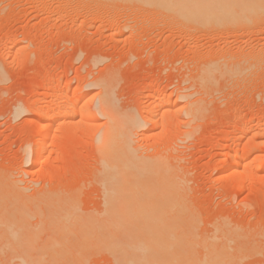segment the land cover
I'll return each mask as SVG.
<instances>
[{"label":"rangeland","instance_id":"374dc122","mask_svg":"<svg viewBox=\"0 0 264 264\" xmlns=\"http://www.w3.org/2000/svg\"><path fill=\"white\" fill-rule=\"evenodd\" d=\"M258 6L240 20L194 25L128 0H0L3 188L43 214L71 208L76 227L104 210L97 140L105 120L95 83H107L118 111L143 121L133 147L146 161L166 160L196 232L207 237L219 227L240 264H264V0ZM71 93L81 98L76 117L45 121L36 113L44 105L57 113ZM150 113L154 122H145ZM50 129L57 138L45 163L33 166L30 151ZM229 163L236 172L223 174ZM40 251L46 253L39 245H12L0 233L2 264L33 262ZM60 264L118 263L94 252Z\"/></svg>","mask_w":264,"mask_h":264},{"label":"bare ground","instance_id":"6f19581e","mask_svg":"<svg viewBox=\"0 0 264 264\" xmlns=\"http://www.w3.org/2000/svg\"><path fill=\"white\" fill-rule=\"evenodd\" d=\"M85 1L104 4L120 0ZM128 1H134L141 6L162 9L165 11L164 14L170 12L173 14L170 16H176L181 22L197 25L214 24L222 19L240 20L255 8H259V0ZM95 85L101 88L97 113L105 120V122L102 121L104 129L100 132L101 134L99 133L97 140L98 150L103 156V171L106 175V185L103 183L105 208L97 217H90L82 223V226L76 227V218L71 208L61 205L43 214L38 209L30 207V203H27L29 201H25L17 191H7L0 183V233L12 245L42 246L50 258L44 260L46 253L40 251L35 261L23 258L17 264L84 262L87 255L94 252L105 253L112 262L118 264H240L241 258L236 255V250L230 245V238L224 230L216 227L214 233L207 237H201L196 232L188 217V207L183 202L180 183L170 177V171L163 163L166 160L146 161L138 155L139 153L133 147V132L140 128L143 121L141 122L134 115L118 111L108 90L109 84L97 82ZM80 101V96L75 93L69 95L67 101H63L64 103L60 101L61 104H56L55 107L59 109L57 113L50 115L51 109H45L47 105L44 107L43 104L40 106L44 108L41 109L38 106L36 113L39 117H46L45 121L48 118L54 121V118H59L63 114L76 117L79 112L76 105ZM153 103L152 111L158 104ZM49 107L54 106L52 104ZM197 108L188 111L187 115L191 121L198 112ZM17 112L19 113L20 110ZM85 115L87 118V114L82 115L83 118ZM149 116L150 118L145 119V122H154L151 113ZM159 122L157 121V124ZM50 126L48 124L46 127L50 128ZM45 132L36 143L34 142L35 146L30 151L33 166L45 163L44 155L48 156V149L57 138L55 131L51 133L50 129V132L46 134ZM239 155L232 156L233 164L240 159ZM241 159L243 160V156ZM236 165L230 164L223 174L235 173ZM260 166L263 171L264 163ZM32 218L36 219L35 225H31L32 222L30 224ZM43 231H47L48 235L40 244L38 237Z\"/></svg>","mask_w":264,"mask_h":264}]
</instances>
